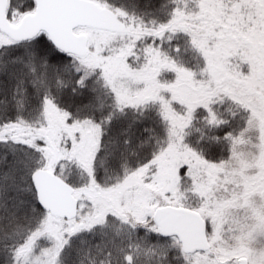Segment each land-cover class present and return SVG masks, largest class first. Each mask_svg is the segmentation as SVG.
I'll return each mask as SVG.
<instances>
[{
	"label": "snow or ice",
	"instance_id": "obj_1",
	"mask_svg": "<svg viewBox=\"0 0 264 264\" xmlns=\"http://www.w3.org/2000/svg\"><path fill=\"white\" fill-rule=\"evenodd\" d=\"M0 264H264V0H0Z\"/></svg>",
	"mask_w": 264,
	"mask_h": 264
}]
</instances>
